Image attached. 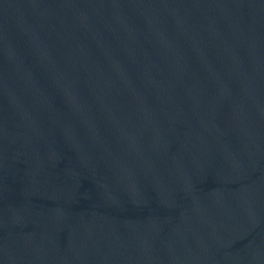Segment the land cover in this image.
<instances>
[{
    "label": "water",
    "instance_id": "obj_1",
    "mask_svg": "<svg viewBox=\"0 0 264 264\" xmlns=\"http://www.w3.org/2000/svg\"><path fill=\"white\" fill-rule=\"evenodd\" d=\"M0 264H264V0H0Z\"/></svg>",
    "mask_w": 264,
    "mask_h": 264
}]
</instances>
